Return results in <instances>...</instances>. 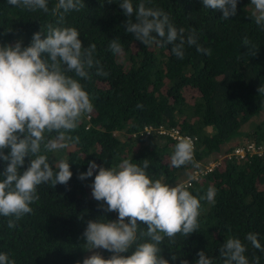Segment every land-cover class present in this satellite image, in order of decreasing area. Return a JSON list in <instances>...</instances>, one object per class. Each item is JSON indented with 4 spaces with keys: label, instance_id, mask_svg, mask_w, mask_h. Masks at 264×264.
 Masks as SVG:
<instances>
[{
    "label": "trees",
    "instance_id": "obj_1",
    "mask_svg": "<svg viewBox=\"0 0 264 264\" xmlns=\"http://www.w3.org/2000/svg\"><path fill=\"white\" fill-rule=\"evenodd\" d=\"M83 2V8L63 13L58 25L63 12L54 11L58 0H47V12L0 0V45L19 40L26 47L37 31L46 38L50 24L75 27L85 47L96 45L94 60L100 62L88 70V79L67 73L83 85L93 109L68 133L72 139L65 148L46 153L53 179L37 186L32 211L19 220L0 216V253H7L15 264H82L91 251L83 236L88 221L116 220L118 213L107 212L106 205L93 198L96 171L83 181L79 174L93 160L114 167L125 159L142 166L147 159L150 179L172 186L189 179L190 184L183 185L200 200L198 229L188 236L165 237L160 245V254L170 264L184 260L195 264L201 250L213 264H223L220 249L230 236L245 244L249 264H255L257 257L264 264V252L246 239L248 233H255L264 247V153L226 155L236 145L264 143V94L258 91L264 86V28L251 18L250 0H238L236 15L228 19L219 10L205 8L201 0H145L146 6L163 9L177 29H185V35L195 29L197 43L210 50L204 54L185 44L183 59L172 53L170 44L145 46L128 33L129 18L120 0ZM139 2L133 0L134 7ZM114 38L122 46L119 54L108 47ZM42 57L47 59L48 54ZM97 67L107 75H98ZM161 127L176 128L193 138L191 162L172 166L178 139L159 132ZM45 135L49 139L56 133ZM41 154H45L43 146ZM30 160L25 157L21 172ZM60 160H66L72 172L66 185L53 182ZM208 160L217 162L203 169L199 161ZM5 168L6 162L0 160V179ZM194 169L203 170L195 175ZM209 188L214 189L211 199ZM9 219L15 220V227L7 226ZM146 231V224H138L137 241L123 255L149 239L142 235ZM96 252L106 259L112 255L102 248Z\"/></svg>",
    "mask_w": 264,
    "mask_h": 264
},
{
    "label": "clouds",
    "instance_id": "obj_2",
    "mask_svg": "<svg viewBox=\"0 0 264 264\" xmlns=\"http://www.w3.org/2000/svg\"><path fill=\"white\" fill-rule=\"evenodd\" d=\"M237 2L201 0L205 8L221 11L224 19L236 15ZM8 3L32 11H48L47 0H8ZM250 4L253 6L251 18L264 28V0H250ZM119 5L129 18L126 31L145 46L170 44L172 53L179 59L184 58L185 44L195 45L198 52L210 54L209 49L197 43L195 29L185 35V29H177L163 9L148 7L145 0H140L135 7L133 0H120ZM83 7V0H58L54 11L63 10L58 25L63 21V13ZM46 33V38H41V31L35 32L26 47H22L19 40L14 45H0V160L6 162L3 179H0V216L15 220L32 211L30 204L38 199L37 186L53 179V165L46 153L65 148L66 141L72 139L68 133L78 127L83 114L93 109L83 85L67 73L90 78L88 70L100 64L99 60H94L96 45L85 47L75 27L50 24ZM243 43L249 44L247 37ZM108 47L116 54L122 51L118 38L112 39ZM43 53L48 54L47 59L42 57ZM97 74L107 75L100 67ZM258 91L264 94V86ZM46 133H56V136L46 139ZM42 146L45 154H41ZM5 149L10 151L5 154ZM193 152L190 139H179L171 156L172 166L180 168L188 164L193 160ZM27 156L31 157L30 163L21 172ZM55 166L58 171L54 184L66 185L72 177L69 163L60 160ZM148 167L147 159L142 166L125 159L114 167H104L93 160L88 170L79 174L78 179L83 181L96 171L91 185L93 198L103 202L107 212L118 213L116 220L88 221L83 233L88 250L102 248L112 255L106 259L93 252L82 264H170L160 254L165 237L173 239L178 233L188 236L198 229L200 200L183 184L172 186L161 179L153 181L146 174ZM213 192L214 189L209 188V199ZM15 220L9 219L7 226L15 227ZM141 223L147 225L142 235L149 239L136 244L130 255H123L136 243ZM246 239L253 248L264 252L257 234L250 232ZM246 251L239 238L230 236L220 249L223 264H249ZM197 256L195 264H213L203 250ZM0 264H15V261L10 260L7 253H0ZM255 264H259V257Z\"/></svg>",
    "mask_w": 264,
    "mask_h": 264
},
{
    "label": "built area",
    "instance_id": "obj_3",
    "mask_svg": "<svg viewBox=\"0 0 264 264\" xmlns=\"http://www.w3.org/2000/svg\"><path fill=\"white\" fill-rule=\"evenodd\" d=\"M158 131L161 132V133H168L172 137H175L178 140L181 139V138H188V139H190L193 142V138L191 136L181 133L176 128L165 129V128L161 127V128L158 129ZM233 153L236 154V155H239V156H243L246 153H259V154L260 153H264V143L260 144V145H254L253 143H245L244 145H236L235 148L231 152L227 153L226 155L229 156L230 154H233ZM215 164L216 163H213V161L210 160V161H208L205 164V166H203V169H210ZM203 169H200V170L194 169L193 170V174L197 175ZM177 184L188 185V184H190V182H189V179H184V180H182L180 182H177Z\"/></svg>",
    "mask_w": 264,
    "mask_h": 264
},
{
    "label": "rangeland",
    "instance_id": "obj_4",
    "mask_svg": "<svg viewBox=\"0 0 264 264\" xmlns=\"http://www.w3.org/2000/svg\"><path fill=\"white\" fill-rule=\"evenodd\" d=\"M68 148H71L70 147V145H69V147ZM208 161H210V160H208ZM208 161H199V163H203V165L205 166V164L208 162ZM211 161H213V163H216V160H211ZM197 173V172H196ZM99 249V248H98ZM98 249H93V250H91L89 253V255H91V254H93V252H96V251H98Z\"/></svg>",
    "mask_w": 264,
    "mask_h": 264
}]
</instances>
